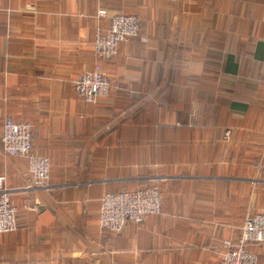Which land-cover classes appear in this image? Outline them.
Segmentation results:
<instances>
[{"label":"crops","instance_id":"obj_1","mask_svg":"<svg viewBox=\"0 0 264 264\" xmlns=\"http://www.w3.org/2000/svg\"><path fill=\"white\" fill-rule=\"evenodd\" d=\"M99 8L141 22L111 59ZM184 50L196 80L174 64ZM96 64L111 85L90 103L74 80ZM6 117L32 125L47 187L5 152ZM0 174L19 219L0 264H219L264 211V0H0ZM155 183L160 213L101 226L105 192Z\"/></svg>","mask_w":264,"mask_h":264},{"label":"built area","instance_id":"obj_2","mask_svg":"<svg viewBox=\"0 0 264 264\" xmlns=\"http://www.w3.org/2000/svg\"><path fill=\"white\" fill-rule=\"evenodd\" d=\"M98 17H110L107 34H98L94 40L96 52L104 59L115 57L120 44L138 35L141 22L133 13H111L106 8H99ZM111 80L100 64L82 72L74 86L79 95L87 102L95 103L108 94ZM231 130H226V136ZM2 145L6 153L29 157L28 171L39 187H47L50 179L51 163L46 155L32 151V125L17 122L11 117L4 119ZM162 193L158 183L135 190L105 192L100 207V224L110 231L119 232L129 222H142L148 214L162 210ZM18 227V208L12 201V190L7 184V177L0 174V233L10 232ZM264 244V211L248 214L245 217L241 234L236 242L225 240L226 250L219 264H258V254L250 247Z\"/></svg>","mask_w":264,"mask_h":264},{"label":"rangeland","instance_id":"obj_3","mask_svg":"<svg viewBox=\"0 0 264 264\" xmlns=\"http://www.w3.org/2000/svg\"><path fill=\"white\" fill-rule=\"evenodd\" d=\"M196 57L193 56V58H190V55L186 50H184V57L181 60L174 61L175 66L179 67L181 69V72H184V76H187L193 80H196L200 78L201 75H197V72H193V70H190V67L188 66L191 62H197L200 60L195 59ZM176 67V68H177ZM190 70V71H189ZM189 71V72H188ZM188 72V75H185V73ZM188 79V78H187Z\"/></svg>","mask_w":264,"mask_h":264},{"label":"trees","instance_id":"obj_4","mask_svg":"<svg viewBox=\"0 0 264 264\" xmlns=\"http://www.w3.org/2000/svg\"><path fill=\"white\" fill-rule=\"evenodd\" d=\"M33 148H34V147L32 146V149H33ZM138 223H139V222H138ZM243 223H244V221H243ZM243 223H241V227L243 226ZM18 227H19V219H18ZM18 227H17V228H18ZM17 228H16V229H17ZM240 234H241V233H240ZM222 254H223V253H222ZM222 254H221V256H222ZM74 264H78V263H74Z\"/></svg>","mask_w":264,"mask_h":264}]
</instances>
